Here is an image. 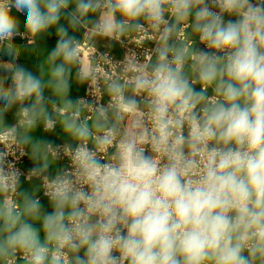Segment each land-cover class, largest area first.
I'll use <instances>...</instances> for the list:
<instances>
[{
	"label": "clouds",
	"instance_id": "clouds-1",
	"mask_svg": "<svg viewBox=\"0 0 264 264\" xmlns=\"http://www.w3.org/2000/svg\"><path fill=\"white\" fill-rule=\"evenodd\" d=\"M81 32L154 47L109 74ZM53 37L46 72L20 62ZM101 78L106 104L70 95ZM10 113L0 264H264V0H0Z\"/></svg>",
	"mask_w": 264,
	"mask_h": 264
},
{
	"label": "built area",
	"instance_id": "built-area-1",
	"mask_svg": "<svg viewBox=\"0 0 264 264\" xmlns=\"http://www.w3.org/2000/svg\"><path fill=\"white\" fill-rule=\"evenodd\" d=\"M150 37L151 32H149L148 36L143 39L135 36V34H133L132 37L124 38L123 44H119L123 51V55L121 57H116L110 51L100 49L84 41L83 43L86 47L83 56L92 60V62L101 67L105 73L111 74L113 72H120L121 68L118 62L124 60L125 56L137 57L141 62H144L151 57L154 42L150 39ZM107 61L111 62L108 63ZM83 98L90 103L99 102L106 104L109 97L104 89L103 78L99 80L98 86L93 87L87 84L86 92ZM85 115H90V113L86 111ZM0 151H7L5 131L0 133ZM7 159L9 162L15 164L22 171L27 173V170L23 168L25 161L21 158L19 151H16L14 155H9ZM59 161H61L63 165L62 167H66L68 165L67 158H62Z\"/></svg>",
	"mask_w": 264,
	"mask_h": 264
},
{
	"label": "crops",
	"instance_id": "crops-1",
	"mask_svg": "<svg viewBox=\"0 0 264 264\" xmlns=\"http://www.w3.org/2000/svg\"><path fill=\"white\" fill-rule=\"evenodd\" d=\"M77 36L78 38L81 39L82 42L85 41V42H88L94 45L95 47L110 51L116 57H121L123 55V51L119 44L114 45L113 42H110L106 39L95 38V37L92 38L91 40H88L84 36L83 32L77 33ZM17 40H19L21 44L27 45L26 39L20 40V38H17ZM54 45H55V38L53 37L49 39L47 42H43V41L39 42L38 45L34 49L31 48L30 46H26L23 50L22 59L20 62L30 68H34V69L39 68L46 72L47 64L44 63V61L46 59L47 53L54 47ZM86 88H87V84L80 86L77 82L74 81L73 88H72L70 95L73 98L83 97L85 95ZM46 95H51V93L46 92ZM13 112H15V110H13ZM16 122H17L16 116L11 113L8 114L4 120V126L0 127V133L4 132L6 128H9L13 126L14 124H16ZM34 137L38 139H46V140L52 141L54 144H59V145H62L66 142H70L69 138L65 137L62 134V131L59 125H57L56 130L50 134H43L37 131L36 133H34ZM62 166L63 165L61 161L58 160L55 162L53 170H55L56 168H60ZM29 167H31V164L25 162L23 168L27 170ZM40 184H41V181L37 178H33L30 182L26 181V186H30V187L39 186Z\"/></svg>",
	"mask_w": 264,
	"mask_h": 264
}]
</instances>
